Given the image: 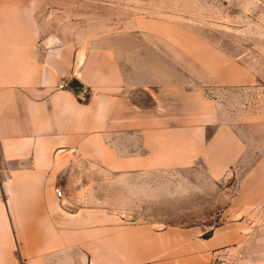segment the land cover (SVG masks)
Instances as JSON below:
<instances>
[{
  "label": "crops",
  "instance_id": "obj_1",
  "mask_svg": "<svg viewBox=\"0 0 264 264\" xmlns=\"http://www.w3.org/2000/svg\"><path fill=\"white\" fill-rule=\"evenodd\" d=\"M196 38L141 21L136 0H0V264H214L248 250L264 231V111L206 95L190 63L221 88L254 76Z\"/></svg>",
  "mask_w": 264,
  "mask_h": 264
},
{
  "label": "rangeland",
  "instance_id": "obj_2",
  "mask_svg": "<svg viewBox=\"0 0 264 264\" xmlns=\"http://www.w3.org/2000/svg\"><path fill=\"white\" fill-rule=\"evenodd\" d=\"M136 1H140L141 21L165 20L174 29L196 36L195 40L218 49L252 71L254 84L226 89L190 63L197 83L205 88L208 97L242 117L245 112L264 111V0ZM113 3L127 5L132 0H113ZM124 7L125 10L131 8ZM205 217H208L206 223L213 227L226 221L224 213H207ZM249 232L254 238L247 251L221 257L214 264H264V257L253 256L264 253V247L259 244L264 240V231L254 229Z\"/></svg>",
  "mask_w": 264,
  "mask_h": 264
},
{
  "label": "water",
  "instance_id": "obj_3",
  "mask_svg": "<svg viewBox=\"0 0 264 264\" xmlns=\"http://www.w3.org/2000/svg\"><path fill=\"white\" fill-rule=\"evenodd\" d=\"M70 89L76 94H82L84 92V86L78 79L72 81ZM211 235L212 231H209L204 235L203 238L208 239Z\"/></svg>",
  "mask_w": 264,
  "mask_h": 264
},
{
  "label": "built area",
  "instance_id": "obj_4",
  "mask_svg": "<svg viewBox=\"0 0 264 264\" xmlns=\"http://www.w3.org/2000/svg\"><path fill=\"white\" fill-rule=\"evenodd\" d=\"M56 196L57 198L61 199L63 197V193L60 189H56Z\"/></svg>",
  "mask_w": 264,
  "mask_h": 264
}]
</instances>
